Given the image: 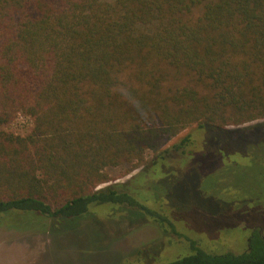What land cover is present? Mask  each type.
Listing matches in <instances>:
<instances>
[{
	"label": "trees",
	"instance_id": "obj_1",
	"mask_svg": "<svg viewBox=\"0 0 264 264\" xmlns=\"http://www.w3.org/2000/svg\"><path fill=\"white\" fill-rule=\"evenodd\" d=\"M18 114L25 135L6 129ZM262 119L264 0H0V228L29 217L50 233L111 204L183 238L126 186L98 190L105 170L184 153L193 135L164 146L193 126ZM257 230L241 254L186 238L189 254L165 264H264Z\"/></svg>",
	"mask_w": 264,
	"mask_h": 264
},
{
	"label": "rangeland",
	"instance_id": "obj_2",
	"mask_svg": "<svg viewBox=\"0 0 264 264\" xmlns=\"http://www.w3.org/2000/svg\"><path fill=\"white\" fill-rule=\"evenodd\" d=\"M31 126L18 114L6 129L25 135ZM202 131L193 126L164 146L171 150L193 135L184 153L134 170L133 164L107 168L110 180L97 187L126 186L139 203L177 224L183 238L127 206L102 204L81 219L51 224L50 233L33 232L29 217L18 218L16 230L1 227L0 264H165L189 254L186 238L210 254H241L251 230L259 228L264 237V119ZM145 160L151 162L150 152Z\"/></svg>",
	"mask_w": 264,
	"mask_h": 264
},
{
	"label": "flooded vegetation",
	"instance_id": "obj_3",
	"mask_svg": "<svg viewBox=\"0 0 264 264\" xmlns=\"http://www.w3.org/2000/svg\"><path fill=\"white\" fill-rule=\"evenodd\" d=\"M257 234H258V236H259L262 240H264V237L262 236V234H261V232H260L259 229L257 230ZM251 236H252V234L250 235V237H251ZM250 237H249V239H248L247 246H248V244L250 243Z\"/></svg>",
	"mask_w": 264,
	"mask_h": 264
}]
</instances>
